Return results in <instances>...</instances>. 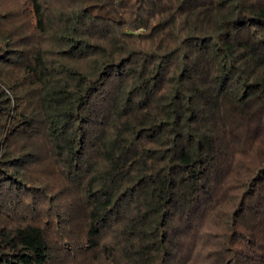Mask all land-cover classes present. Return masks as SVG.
I'll return each mask as SVG.
<instances>
[{"label": "trees", "instance_id": "16d2710c", "mask_svg": "<svg viewBox=\"0 0 264 264\" xmlns=\"http://www.w3.org/2000/svg\"><path fill=\"white\" fill-rule=\"evenodd\" d=\"M0 264H264V0H0Z\"/></svg>", "mask_w": 264, "mask_h": 264}]
</instances>
